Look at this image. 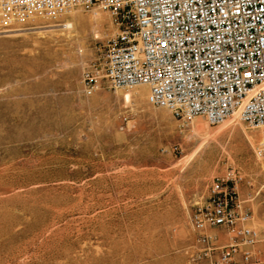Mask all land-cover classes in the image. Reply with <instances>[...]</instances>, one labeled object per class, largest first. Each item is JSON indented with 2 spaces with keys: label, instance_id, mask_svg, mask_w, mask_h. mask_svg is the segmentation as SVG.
Masks as SVG:
<instances>
[{
  "label": "rangeland",
  "instance_id": "1",
  "mask_svg": "<svg viewBox=\"0 0 264 264\" xmlns=\"http://www.w3.org/2000/svg\"><path fill=\"white\" fill-rule=\"evenodd\" d=\"M66 20L76 32L40 27ZM113 27L97 5L10 30L0 21V264H196L189 216L228 167L242 175L249 224L264 226L258 128L184 124L135 86L83 93Z\"/></svg>",
  "mask_w": 264,
  "mask_h": 264
},
{
  "label": "built area",
  "instance_id": "2",
  "mask_svg": "<svg viewBox=\"0 0 264 264\" xmlns=\"http://www.w3.org/2000/svg\"><path fill=\"white\" fill-rule=\"evenodd\" d=\"M78 5L99 6L114 26L83 70L84 94L146 84L147 102L184 124L195 116L209 124L238 119L258 128L253 153L264 165V0H0L1 26L50 20ZM242 179L226 168L191 210L194 263L264 264V247L257 246L264 226L249 224Z\"/></svg>",
  "mask_w": 264,
  "mask_h": 264
},
{
  "label": "bare ground",
  "instance_id": "3",
  "mask_svg": "<svg viewBox=\"0 0 264 264\" xmlns=\"http://www.w3.org/2000/svg\"><path fill=\"white\" fill-rule=\"evenodd\" d=\"M101 18V17H100ZM99 18V19H100ZM55 25H60V26H62V28H64V29H66V33H71V32H76V25L75 26H73L72 25V22H70V21H68V20H66L65 22H63V23H61V24H47V25H44V26H40V27H51V26H55ZM22 29V28H21ZM14 30V29H13ZM15 30H17V29H15ZM134 93H135V95L138 97V98H143V97H145V98H147V94H148V87H147V85L146 84H137V85H135V89H134ZM191 122H193V121H191ZM196 124H197V122H196ZM205 128H207V126H206V124H202L200 127H199V132H201V130L200 129H204L205 130ZM0 129H2V128H0ZM203 130V131H204ZM205 133H206V131H205ZM204 135H206V134H204ZM247 136V135H246ZM251 138V137H250ZM206 141H204V138L198 143V148H196V150L195 151H197V150H199L200 149V147L205 143ZM251 142V141H250ZM208 233H215V232H213V231H211V232H208ZM220 235V234H219ZM220 238H221V240H223V241H226V237H224V235H220Z\"/></svg>",
  "mask_w": 264,
  "mask_h": 264
}]
</instances>
